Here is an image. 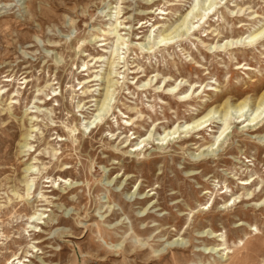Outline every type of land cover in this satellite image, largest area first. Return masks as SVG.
Listing matches in <instances>:
<instances>
[{"label": "rangeland", "instance_id": "1", "mask_svg": "<svg viewBox=\"0 0 264 264\" xmlns=\"http://www.w3.org/2000/svg\"><path fill=\"white\" fill-rule=\"evenodd\" d=\"M263 93L264 0H0V264H264Z\"/></svg>", "mask_w": 264, "mask_h": 264}, {"label": "bare ground", "instance_id": "2", "mask_svg": "<svg viewBox=\"0 0 264 264\" xmlns=\"http://www.w3.org/2000/svg\"><path fill=\"white\" fill-rule=\"evenodd\" d=\"M171 36V35H170ZM169 37V36H168ZM253 38V37H252ZM23 79H25V77L23 78ZM106 97V96H105ZM262 103H264V93L262 94V95H260V97H259V101H258V104H262ZM102 105V104H101ZM241 107H242V105L241 106H236V108L237 109H241ZM225 112V111H224ZM203 123V122H202ZM201 123H199L198 125H200ZM251 127H253V126H251ZM8 142V141H7ZM6 142V143H7ZM24 142V141H23ZM137 146H139V145H137L136 144V147ZM9 147H10V145H9ZM5 159V158H4ZM2 161H3V159H2ZM32 169V168H31ZM18 197V196H17Z\"/></svg>", "mask_w": 264, "mask_h": 264}]
</instances>
